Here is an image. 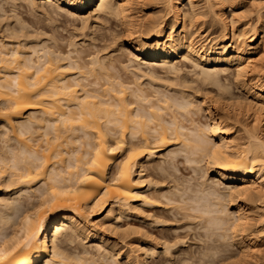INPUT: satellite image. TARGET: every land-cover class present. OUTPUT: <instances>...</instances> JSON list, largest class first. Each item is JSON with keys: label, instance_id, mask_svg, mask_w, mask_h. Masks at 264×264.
Listing matches in <instances>:
<instances>
[{"label": "bare ground", "instance_id": "6f19581e", "mask_svg": "<svg viewBox=\"0 0 264 264\" xmlns=\"http://www.w3.org/2000/svg\"><path fill=\"white\" fill-rule=\"evenodd\" d=\"M187 1L0 0V264H264V22Z\"/></svg>", "mask_w": 264, "mask_h": 264}, {"label": "rangeland", "instance_id": "374dc122", "mask_svg": "<svg viewBox=\"0 0 264 264\" xmlns=\"http://www.w3.org/2000/svg\"><path fill=\"white\" fill-rule=\"evenodd\" d=\"M203 1V3L204 2H206V0H202ZM184 6H187V8L189 7V4H188V1L187 0H185V2H184ZM213 4H215L214 5V7H213V9L215 8V10L216 11H218V6L216 5V3H214V1H213ZM225 4H228V3H225ZM225 4L223 5V7L225 6ZM230 4V5H229ZM227 6H225L224 7V9H225V15L229 18V19H232V17L233 18H236L235 20L236 21H238L237 23V26L238 25H240V24H242V23H245V24H247L246 26H247V28L248 29H250V28H255V27H259L260 26V24H258V17L261 15V18H262V20H263V22H264V0H231V2L229 3ZM235 7H234V6ZM217 8H216V7ZM161 8L163 9V6H161ZM186 8V7H185ZM92 9H94V8H92ZM91 9V10H92ZM149 11V10H152V8H146L143 12H145V11ZM215 11V12H216ZM143 12H141L142 14L141 15H145V14H143ZM163 14V13H162ZM140 15V16H141ZM209 16V15H208ZM211 18H212V20H213V16H212V14H211V16H210ZM209 17V21L211 20V18ZM208 18V17H207ZM207 18H206V20H207ZM205 21V19H204V21L206 22V23H210L208 26H207V24H205V26H203L202 28H203V31H198V33L199 34H195V37L197 38V39H201V34H203V37H202V39H203V41H207L206 39H205V34L207 33V31L205 30L206 29V27H208V28H210V29H212V30H209L208 32H210L209 34H210V36L211 37H214V36H218V34H221V30H222V28L220 27V23L218 22V21H213L214 23H215V26H214V24H212V20L209 22V21ZM111 22H113V21H111ZM216 22H218L217 24H216ZM250 23V24H249ZM218 24H220V25H218ZM212 25H213V27H212ZM248 25H249V27H248ZM259 25V26H258ZM110 26H113L114 27V23H111L110 25H109V27ZM190 27V26H189ZM194 27V24H193V26H192V28ZM208 28H207V30H208ZM194 29H196V26L192 29V30H194ZM197 30V29H196ZM205 30V31H204ZM252 30V29H251ZM195 31V30H194ZM200 32H201V34H200ZM261 32V30L259 29V33ZM197 33V32H196ZM209 34H208V36H209ZM215 34V35H214ZM252 34H253V32H252ZM251 34V32L249 33V35L248 36H251L252 35ZM207 35V34H206ZM198 36L200 37V38H198ZM79 39V38H78ZM80 39H81V37H80ZM201 39V40H202ZM206 43V42H205ZM187 70V69H186ZM189 70H190V68H189ZM191 76H190V75ZM188 75L189 76H187L188 78H191L192 77V74L193 73H189ZM194 75V74H193ZM233 75H229L228 77H229V80H227L228 79V77H227V79H226V81H228V82H230L232 79H233V77H232ZM234 83H233V82ZM230 83L232 84V86H233V88L235 89V87H237L236 86V84H235V81L234 80H232ZM235 84V85H234ZM238 89V88H237ZM237 89H235L234 91L236 92V93H240L241 94V90H237ZM201 96L202 95H196L195 97H196V99H200L201 98ZM198 97V98H197ZM206 113V112H205ZM204 112H200L199 114H200V116H199V114H197V116L195 115L194 116V118L198 121L199 120V118H201L203 121H205V119L203 118L204 117V114H205ZM207 115V113L205 114V116ZM207 118V117H206ZM200 119V120H201ZM199 120V121H200ZM202 121V122H203ZM235 131H236V129H234ZM237 133H239V132H237ZM236 133V135L238 136V135H241L240 133L239 134H237ZM178 159V160H177ZM176 160L178 161V163H177V167H178V169H179V173H174L175 174V176L177 177V180L179 179V181H184V183H186V182H188L187 183V185L185 184V187H186V189H185V187H184V189L185 190H187V191H192L191 193L189 192L188 194H192V193H194V191H196V190H198V189H195L194 190V188H195V186H197V179H199L200 178V176H201V173L200 174H198V173H194L192 170H191V167L192 166H190V165H186V163H185V161H184V157H180L179 156V158L177 157L176 158ZM184 161V162H183ZM181 162H183V163H181ZM185 163V164H184ZM188 167H190V168H188ZM198 169V168H197ZM196 169V170H197ZM199 170V169H198ZM200 171V170H199ZM176 172H178V170L176 171ZM198 172V171H197ZM194 173V174H193ZM210 176H211V178L212 177H214V175L213 174H210ZM192 177V178H191ZM195 178V179H194ZM185 179H186V182H185ZM189 180V181H188ZM199 182V181H198ZM183 183V182H182ZM196 183V184H195ZM195 185V186H194ZM183 186H184V184H183ZM183 186H179V188L181 187V190H183ZM187 187H188V189H187ZM190 187L191 188H193L192 190H190ZM222 187V186H221ZM197 188V187H196ZM231 208V209H230ZM229 209L230 210H232L233 211V207H232V205H229ZM150 212L151 213V211H150V209H148L147 208V210L145 209V212ZM146 212V214H148ZM103 217V216H102ZM144 218V217H143ZM138 219V220H137ZM147 220V223H146V221L144 220L143 221V219H142V217L141 218H131V219H126V220H123V222L121 223L122 225H123V228H125V227H127L128 226V224H130L129 225V227L130 226H132L133 225V227H135V228H143V229H145V230H149V231H156V228H159V227H154V226H150V223L148 222L149 221V219L150 218H146ZM146 223V224H145ZM107 236V238L110 240L111 239V241H114L117 237L115 236L114 237V235H106ZM263 248H264V246H263Z\"/></svg>", "mask_w": 264, "mask_h": 264}]
</instances>
